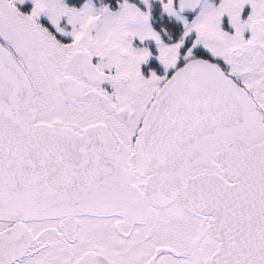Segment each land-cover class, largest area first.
<instances>
[{"label":"snow or ice","instance_id":"1","mask_svg":"<svg viewBox=\"0 0 264 264\" xmlns=\"http://www.w3.org/2000/svg\"><path fill=\"white\" fill-rule=\"evenodd\" d=\"M0 264H264V0H0Z\"/></svg>","mask_w":264,"mask_h":264}]
</instances>
